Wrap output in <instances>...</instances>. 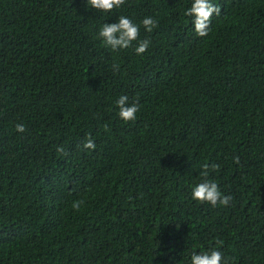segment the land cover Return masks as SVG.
I'll use <instances>...</instances> for the list:
<instances>
[{"label":"trees","instance_id":"1","mask_svg":"<svg viewBox=\"0 0 264 264\" xmlns=\"http://www.w3.org/2000/svg\"><path fill=\"white\" fill-rule=\"evenodd\" d=\"M192 2L0 0V264H190L217 238L229 264H264V0H210L205 37ZM121 15L144 54L97 38ZM205 163L228 206L193 200Z\"/></svg>","mask_w":264,"mask_h":264},{"label":"clouds","instance_id":"2","mask_svg":"<svg viewBox=\"0 0 264 264\" xmlns=\"http://www.w3.org/2000/svg\"><path fill=\"white\" fill-rule=\"evenodd\" d=\"M126 3V0H88V4L95 10L100 12H112L114 9H118ZM213 14L217 16L220 14L219 6H216L210 2V0H193L192 5L185 12V16L193 18L192 24L196 34L200 37H205L209 34ZM141 24L144 29L151 33L159 25L158 20L151 16L145 17ZM140 24L133 23L132 19L127 16L121 15L118 21L115 23H104L99 32L98 39H101L103 45L108 47L113 52H119L120 50L129 49L136 42L135 52L137 55L144 54L149 48L151 41L148 39H139L140 37ZM112 67L119 71V65L113 64ZM116 105L119 108V117L125 122L135 121L137 113L140 110L138 99L129 103V97L127 95H121L116 101ZM107 130V125L105 126ZM16 131L23 133L26 131L24 125L17 124ZM85 149L95 150L96 144L89 135L86 137L85 143L83 144ZM58 155H67L62 146L57 147ZM236 164H240V157L234 158ZM201 172V176L204 178L202 182L198 183L192 190L193 200L199 201L201 204L207 203L213 207L218 205L228 206L232 197L224 195L216 182L208 179L211 171L219 169L218 164L205 163ZM83 201H75L72 204L74 210L79 211ZM223 241H215L216 247L210 251H203L196 253L195 251L191 254L190 264H229L221 251L218 249L223 246Z\"/></svg>","mask_w":264,"mask_h":264}]
</instances>
